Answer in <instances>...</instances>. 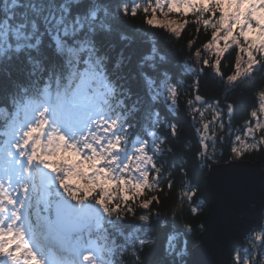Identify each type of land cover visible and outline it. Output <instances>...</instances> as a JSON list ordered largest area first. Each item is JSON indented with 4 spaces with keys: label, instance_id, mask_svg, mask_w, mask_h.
<instances>
[{
    "label": "snow or ice",
    "instance_id": "6c2138e0",
    "mask_svg": "<svg viewBox=\"0 0 264 264\" xmlns=\"http://www.w3.org/2000/svg\"><path fill=\"white\" fill-rule=\"evenodd\" d=\"M0 113V264H99L105 235L113 264H264V0H0Z\"/></svg>",
    "mask_w": 264,
    "mask_h": 264
},
{
    "label": "trees",
    "instance_id": "16d2710c",
    "mask_svg": "<svg viewBox=\"0 0 264 264\" xmlns=\"http://www.w3.org/2000/svg\"><path fill=\"white\" fill-rule=\"evenodd\" d=\"M125 3H133L135 2V0H124ZM140 3H143V0H139ZM116 23L120 26V28L125 32L126 35L131 36L134 38V48L137 49H142L144 51H148L150 49V47L152 46V36L153 34L150 32V30L144 28L142 26V19L140 16H137L134 20H127V19H123L120 18V14L117 13L116 15ZM141 25V26H139ZM189 31V33H193L195 32L194 28L189 27L187 29ZM201 35L203 36L204 33H201ZM163 37H159L157 36V40L159 41L160 47L167 51L168 48L167 46L164 44L163 42ZM186 39V38H185ZM122 46V45H121ZM178 47V46H177ZM184 56L185 58L188 57V53L184 52ZM139 57H134L132 64L130 65V71H129V79H131V74L132 72L136 71V67H135V63L136 60ZM223 63V61H222ZM193 67L196 66V64L194 63L192 65ZM222 70H227L226 68H223ZM177 71H181L179 67H177ZM189 74L181 72L180 75V79L184 80L185 84H189L191 83L190 80L187 79ZM260 77H257V80H259ZM127 86V85H126ZM255 88L254 84H245L241 86V89L237 90V92L234 94V98L236 99V110L235 113L232 117L231 123H232V128L230 129V131L232 133L235 134H243V126L246 120L251 119L249 113L250 111L253 109V89ZM132 91L133 93H137L139 91V85L133 81L132 82ZM222 91V90H221ZM217 90L216 89H211V91L209 92V95H217ZM194 93L190 92V91H186L184 93V95L181 98V103L183 104H187V101L189 99H194ZM201 95H203V93H201ZM207 98V97H205ZM139 99V103L143 106V107H147L149 104V100L148 97L146 95L143 94L142 91L139 92V97L134 95L133 98L131 100H127L126 102L129 104V106L133 105L134 103L137 102V100ZM3 118V114L0 113V119ZM212 120V116L209 113L205 114V122ZM181 123L183 125V131L186 137V142L189 145H194L195 144V140H196V135L193 132L194 128H198L200 127V125L194 124L190 118L188 117H182L181 119ZM134 132L139 131V129L136 127L135 123H134V128H133ZM217 131V134H222L220 132L219 129H215ZM4 136V130L0 129V140L3 139ZM181 143L184 142L183 138H181V140L179 141ZM187 155V153H186ZM261 159V154L260 153H254L252 157H249V159L247 161H260ZM166 195H171L176 197L177 199L180 196V189H179V185L177 184L173 191L171 193H167L166 190ZM162 198H164V194H162ZM188 206L185 205V208H187ZM205 212H207V209H205ZM188 213L185 212L184 216L187 217ZM201 219H203V217H201ZM123 223H128V222H123ZM97 247L99 249H101V255L102 258L104 260V264H113V259L115 256V251H116V243L114 239H109L107 238V236H102L101 239L98 240L97 242ZM160 252H162V247L159 250ZM159 254V252H158ZM54 259L58 260L57 257L53 256Z\"/></svg>",
    "mask_w": 264,
    "mask_h": 264
},
{
    "label": "rangeland",
    "instance_id": "374dc122",
    "mask_svg": "<svg viewBox=\"0 0 264 264\" xmlns=\"http://www.w3.org/2000/svg\"><path fill=\"white\" fill-rule=\"evenodd\" d=\"M262 119H264V117H262ZM216 131V130H215ZM217 132V131H216ZM4 165V160H3V157L2 155H0V167H3ZM94 251L96 252L97 254V257H98V261H99V264H104V260L102 258V255H101V249H99L96 245ZM52 260H53V264H56V261L53 257H52Z\"/></svg>",
    "mask_w": 264,
    "mask_h": 264
},
{
    "label": "water",
    "instance_id": "95a60500",
    "mask_svg": "<svg viewBox=\"0 0 264 264\" xmlns=\"http://www.w3.org/2000/svg\"><path fill=\"white\" fill-rule=\"evenodd\" d=\"M248 163H250V164H253V165H255V164H257V163H259V161H255V162H252V161H247ZM237 242H239V243H242V241H237Z\"/></svg>",
    "mask_w": 264,
    "mask_h": 264
}]
</instances>
